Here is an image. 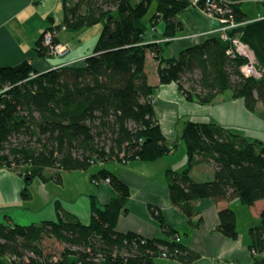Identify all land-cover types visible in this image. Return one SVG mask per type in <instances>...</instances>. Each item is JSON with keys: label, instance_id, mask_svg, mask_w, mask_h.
I'll list each match as a JSON object with an SVG mask.
<instances>
[{"label": "trees", "instance_id": "1", "mask_svg": "<svg viewBox=\"0 0 264 264\" xmlns=\"http://www.w3.org/2000/svg\"><path fill=\"white\" fill-rule=\"evenodd\" d=\"M203 1L199 0L198 7H203ZM227 1L230 11L225 17L238 23L227 35L238 36L253 50L263 70L259 78L241 73L244 58L228 54L230 42L219 33L173 56L163 55L170 41L161 43L147 32L162 22L161 37L176 36L185 28L179 13L190 6L189 0H62V18L55 23L50 17L35 41V54L53 57L50 49L61 43V31L101 24L91 54L44 72L27 60L0 66V169L22 176L21 195L29 196L34 178L60 182L61 171L87 170L107 161L151 162L170 153L175 144L166 141L153 109L152 95L158 84L175 83L186 100L201 105L211 104L229 90L248 111L255 112L260 103L264 118V17H251L241 7L243 0ZM152 4L153 12L145 21ZM258 5L264 8V2ZM48 31L51 42L45 44ZM148 54L156 62V85L148 81L145 70ZM180 138L187 165L182 170H166L168 198L192 228L202 222L195 211L201 199L237 198L248 206L264 200L263 141L213 121L192 120L185 121ZM200 163L213 166L211 179L193 178L191 169ZM47 169L56 171L46 176ZM105 178L112 190L110 200L103 206L92 203L88 222L59 207L56 220L26 225L0 221V264H161L158 259L191 264L200 258L181 242L178 231L166 224L155 206H149V212L167 238L117 231L130 189L105 167L91 175L94 182ZM258 219L247 230L251 264H264V207ZM214 230L230 239L238 237L231 207L218 210ZM50 238L63 244L59 251L45 248L44 240Z\"/></svg>", "mask_w": 264, "mask_h": 264}, {"label": "crops", "instance_id": "2", "mask_svg": "<svg viewBox=\"0 0 264 264\" xmlns=\"http://www.w3.org/2000/svg\"><path fill=\"white\" fill-rule=\"evenodd\" d=\"M62 11V0H0V66L16 65L27 60L34 69L44 72L61 64L81 60L84 54L68 58L65 55L69 51L55 58L37 56L34 52L35 41L48 26L50 17L57 23L62 18ZM259 12H264V8H258L254 15L248 14L255 17ZM201 13L190 6L179 13L185 28L172 40L171 43L176 46L170 56L212 34L211 32L218 28L219 23L215 19H209ZM163 27L158 35H161ZM156 30L157 25L152 32L156 34ZM193 34L199 36H189ZM60 42L65 43L61 39ZM146 65H149V68L145 67L148 81L156 85V62L149 54ZM223 94L218 95L211 104L201 105L186 100L175 83L157 85L152 95L155 118L166 141L175 144V147L155 161L133 160L126 164L118 162V166H114L112 170L108 169L130 189V197L126 203L127 211L119 215L117 231H132L146 238H167L149 212V206H155L161 210L166 224L178 231L181 242L200 254V258L191 264L252 263V256L247 248L248 236L245 240L243 234L238 231V237L230 239L214 230L218 224V210L228 206L234 210L238 226L236 209H241L242 206L237 198L218 202L204 198L196 202L195 211L202 217V222L197 228L190 226L186 215L173 206L168 198L166 170H182L187 165L185 149L179 156H175V150L182 140L180 134L185 121H213L226 128L247 131L245 136H254L252 132L261 134L263 137L259 138L262 140L256 135L254 137L264 141V121L256 118L254 112L248 111L242 99ZM55 171L47 169L45 175L50 176ZM96 171H91L90 168L61 171L60 182L50 178L46 181L34 178L28 186L29 196L24 198L21 195L24 187L22 176L12 169H0V221L26 225L56 220L59 207L80 221L88 222L92 203L103 206L109 202L112 193L108 183L92 181L91 175ZM213 171L211 164L200 163L194 165L190 173L194 179L203 181L211 179ZM263 207L264 200H259L247 206V212L253 220H257ZM193 218L194 221L197 216ZM247 226L251 225L248 223ZM167 264L181 263L168 259Z\"/></svg>", "mask_w": 264, "mask_h": 264}, {"label": "rangeland", "instance_id": "3", "mask_svg": "<svg viewBox=\"0 0 264 264\" xmlns=\"http://www.w3.org/2000/svg\"><path fill=\"white\" fill-rule=\"evenodd\" d=\"M259 2H254L253 0H246V1H243L242 3V9L246 10L247 13H250V14H256V11L258 10V8H263V6L261 5H258ZM190 7L192 8H195L197 9L198 11L199 8L195 7L194 5H190ZM153 9H154V5L152 4L147 12V14L145 15L144 17V20L147 21L148 17L152 14L153 12ZM201 12V11H200ZM203 14L205 17L209 18V19H215L219 25H218V30H213L211 33H218L217 31H219V29L223 26H221V23L219 22L218 19H216L215 17H212L210 15H207V14H204V13H201ZM264 16V12H259L257 13V15L255 17H253L254 19L258 18V17H263ZM162 27H163V23L160 22L157 24V32L156 34L153 36L154 32H152L153 30L151 28H149L148 32H147V36L148 37H156V35L158 36V38H155L156 40L160 41L161 43H164V42H169L170 43L167 45V46H164V53L163 55L168 57L170 56L171 52H172V49L174 48V46L176 45H173L172 40L176 37H161V35H158L157 33H160L161 30H162ZM101 31V24H96V25H93V26H90V27H85L83 28L82 30L80 31H76V32H72V31H61L60 32V39L65 42V43H60L61 45H64L66 47V51H69V53L67 55H65L66 57H75V56H79V55H89L91 54L92 50H93V46L99 36V33ZM189 36H192V37H196V36H199L198 34H193V35H189ZM65 52L59 54V55H52L54 58L55 57H59L61 55H63ZM147 68H149V65H146ZM230 94V91L227 90L224 92V96ZM256 118H258L259 120H262L264 121V118H263V109H262V106L261 104L259 103L256 107V110L254 112ZM234 131H238L239 133L245 135L247 131H244V130H239V129H233ZM255 132H252L251 134L252 135H256L257 138L259 137H263L260 135H258L257 133ZM247 135V134H246ZM264 135V133L262 134ZM254 136H247L249 137V139H256ZM261 139V138H259ZM262 140V139H261ZM264 142V141H263ZM185 149V146H184V142L183 140H180V143H179V146H178V149L175 150V156H179L180 153L182 152V150ZM103 167L109 169V170H112L114 168V166H118V162L117 161H107V162H104L103 163ZM99 168V166H96V165H93L91 166L90 170L91 171H95ZM201 179H207V178H201ZM241 204V203H240ZM241 209H236L237 211V219H238V231L241 232V234H243L245 240H247V230H248V227L250 226H247L248 223L249 225L251 226H254L256 225L258 222H259V219L257 220H253V217L250 215V213L247 212V206L248 205H244V204H241ZM244 232V233H243ZM44 246L47 250H52V251H59L60 248H62L63 244L55 241L54 239L50 238V239H45L44 240ZM251 254V253H250ZM158 263H161V264H167L168 260L166 259H158L157 260Z\"/></svg>", "mask_w": 264, "mask_h": 264}, {"label": "built area", "instance_id": "4", "mask_svg": "<svg viewBox=\"0 0 264 264\" xmlns=\"http://www.w3.org/2000/svg\"><path fill=\"white\" fill-rule=\"evenodd\" d=\"M190 5H194L199 8V10L207 15L215 17L221 23V28L217 31L220 34V37L224 40H228L230 42V46L227 49V53L231 56L239 55L244 58V63L240 67L241 73L245 77H254L259 78L262 74V69L259 67L257 60L255 58L253 50L243 41L239 39L238 36L229 37L227 35V31L231 28H234L238 25L232 18H226L225 14L230 11L228 1L227 0H204L203 7H198L197 3L199 0H189ZM254 2H264V0H253ZM264 17V16H263ZM262 18V17H258ZM218 30V29H217ZM51 32H46L44 35V43L49 44L51 42ZM158 41V40H157ZM66 51V47L64 45L58 44L56 46H52L50 49L51 55H59ZM103 182L108 183L109 179L105 178ZM164 255V254H163Z\"/></svg>", "mask_w": 264, "mask_h": 264}]
</instances>
